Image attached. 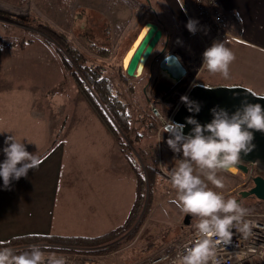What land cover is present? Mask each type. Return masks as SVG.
<instances>
[{
	"label": "rangeland",
	"instance_id": "obj_1",
	"mask_svg": "<svg viewBox=\"0 0 264 264\" xmlns=\"http://www.w3.org/2000/svg\"><path fill=\"white\" fill-rule=\"evenodd\" d=\"M147 6L145 0H28L23 6L0 0L1 12L9 14V18L13 15L22 20L14 22L0 16V45L3 48L0 54V98L6 101H1L0 105L6 110H0V126H11L12 131L32 136V139H23L24 143L27 140V150L41 160L39 167L30 170L26 178L13 180L12 187L5 189L0 178V203L17 196L26 206L15 213L21 215V223H26L22 224L26 227L17 232L35 229L37 235L93 237L122 225L132 207L137 187V178L128 171L132 164L127 156L132 157L135 171L137 168L138 171L144 169L143 163L149 168H160L162 154L169 148V133L165 132L163 125L172 120L181 96H184L193 79L212 85H242L264 94V85H261V78L264 77L263 52L227 37L217 40L225 42L236 55V60L230 66L231 78L225 80L202 67L206 47L198 32L189 37L182 49L177 50L187 59L191 55L189 63L194 59L192 56L198 54L195 65L184 80L174 83L162 78L155 66L153 73L145 72L144 85L143 81H129L134 91L128 90L118 78L114 56L117 55L118 60L124 57V64L127 65L125 58L142 34L138 33V38L132 44L140 22L144 18L149 21L153 19V16H148ZM193 11L198 15L195 7ZM36 19L69 35L86 53L90 63L105 65V74L115 82L118 90H125L123 99L129 103L135 119L140 122L137 128L144 138L140 143L134 141L131 144L125 137L113 139L104 130L78 94L76 86L66 76L55 49L57 43L38 29ZM197 25L200 27L201 24ZM206 36L211 41L212 36ZM22 39L32 40L33 43L25 40L15 50L9 47V42H20ZM164 41L163 37L152 56L163 49ZM217 41H211L210 46ZM188 45L194 48L188 50ZM175 46L178 48V43ZM104 49L111 50L110 57L106 56ZM152 105L159 110L161 117L147 115ZM149 118L158 124L159 120L161 122L156 134L148 130ZM140 147L146 148L142 150ZM171 154L172 159L168 160V164L172 168L175 159L178 163L182 158V153L171 151ZM4 159L1 150L0 163ZM164 168L160 175L164 179L155 189L156 204L154 202L150 224L146 227L150 228V232L143 234L140 241L129 247L112 242L113 247L110 246L112 244L104 246L112 248L103 254L86 253L89 250L56 252L60 255L76 254L73 256L76 264H127L144 255L141 250L150 241L164 248L178 240L196 220L190 217L189 229H182L186 215L170 203L175 197V190L168 179L170 171ZM252 170V177L260 175L253 166L247 172L219 173L226 187L214 190L242 202L250 212L264 211V201L255 196L241 197L244 191L252 187L253 181L249 183L248 177ZM209 187L213 186L209 184ZM153 188L151 181V190ZM147 189H150L149 183ZM165 230L171 234L163 238L159 234ZM152 248L154 252L147 256L161 250ZM83 260L86 262L82 263Z\"/></svg>",
	"mask_w": 264,
	"mask_h": 264
},
{
	"label": "clouds",
	"instance_id": "obj_2",
	"mask_svg": "<svg viewBox=\"0 0 264 264\" xmlns=\"http://www.w3.org/2000/svg\"><path fill=\"white\" fill-rule=\"evenodd\" d=\"M197 24L198 21L190 19L186 27L195 34ZM235 60V53L225 42L217 41L204 51L202 67L227 80L231 78L230 66ZM187 91L181 96V102L189 112L199 113V102L186 96ZM246 93L253 98L264 99V96H258L251 89L246 90ZM211 113L213 119L204 125L193 116L187 117L186 124L193 126L188 134L184 133L186 124L168 120L165 125V132L169 133V148L176 154L182 153V158H179L178 163L175 159L174 167L169 172L168 179L175 190V197L170 203L196 220L192 224L193 233L189 243L184 246L182 253L177 254L172 264H223L221 248L233 243L234 234L248 239L256 227L248 219L250 209L237 199L225 197L222 191L214 189L226 187L219 173L235 171L241 162L242 153L247 155L253 151L252 130L264 132V106L250 103L245 98L234 113L230 114L219 106L212 108ZM4 144L2 151L5 159L0 163V178L7 189L13 180L26 178L30 170L38 168L41 160L27 150L24 140H17L15 135L8 136ZM209 184L213 187H209ZM0 264L68 262L64 256L47 253L39 245L33 244L19 253L12 247H0Z\"/></svg>",
	"mask_w": 264,
	"mask_h": 264
},
{
	"label": "trees",
	"instance_id": "obj_3",
	"mask_svg": "<svg viewBox=\"0 0 264 264\" xmlns=\"http://www.w3.org/2000/svg\"><path fill=\"white\" fill-rule=\"evenodd\" d=\"M7 1H10L20 6H23L28 2V0ZM145 1L148 5V16H153V19L151 21H149L147 18L142 19L137 29V32L132 40V44L135 38L137 37L138 33L140 32L141 28L147 23L157 24L159 28L164 31L165 35L168 34V29L165 27L161 19L160 13L155 8L152 0ZM0 16H6L3 18L12 20L14 22L22 21L20 19L15 18L13 15H10L9 18V14L3 13L1 11ZM36 21L38 29L44 35H46L57 43V45H55V49L60 56V62L66 73V76L76 86L78 94L81 95V97L85 100L88 107L90 108L92 113L95 114V118L99 121L104 130L109 132L113 139L118 140L122 137H125L131 144H133L134 141L136 143H140L144 139L143 134L141 132L139 134V129L137 128V124H140V122L139 120L135 119L129 103L123 99V93H125V90H118L115 82L105 74V65L90 63L89 57L72 40L69 35H67L63 31H60L59 29L55 28L53 25L47 22L41 21L39 19H36ZM1 40L3 39L1 38ZM25 40L28 43H33L32 40ZM25 40L22 39V41L20 42L18 40L11 41L8 43V45L10 48H12V50H15L16 47L18 48L19 44L25 43ZM166 41L168 42V44L171 42L167 37L165 38V42ZM4 43L5 42L3 41V44ZM171 48H173V46H171ZM2 49L3 48L0 45V54L1 51H3ZM104 51L107 52L106 56L110 57L111 50L104 49ZM114 57H116L115 66L117 67V75L119 80L123 85L128 87V90L134 91L133 85H129V81H133L136 83L143 81L145 79V70L139 77H129L124 67V57L122 58V60H118L117 55H115ZM154 109L155 108L152 105L151 110L147 113V115H154ZM145 119L146 118L144 117V121H146ZM148 120H150L148 124L149 132L152 130V132L156 134L157 130L159 129V124H161L160 120L159 124L152 121V119L150 118ZM145 148L146 147H140V149L142 150ZM171 151L172 150L168 148V151L163 152L162 163L159 169L153 167L149 168L145 165V163H143L144 169L138 171L137 168V170L135 171L132 157L129 155L127 156L129 163L132 164L128 171L133 177L137 178V187L135 188L134 201L129 211V214L125 222L117 228L112 229L102 235L93 237H67L60 235L15 236L7 240L0 241V247H12L17 253H19L23 250H26L29 245L36 244L39 245L43 250H52L61 253L74 252L76 250H81L82 252H85L89 250L86 253L94 254L95 252H99L100 254H103L108 252V249L113 247L114 243L112 242L117 241L121 244V246L125 245L124 247H129L136 244V242L140 241L141 236L143 234H148L150 232V228L146 227H148V225L150 224V217L154 210V202L156 204L157 194L155 195V189L159 187V183H161L162 179H164L163 177L160 178V175L163 173L162 167H165L166 169H164L168 171H170L171 169V165L168 164V160L172 159L170 158V155H172ZM151 181L154 185L153 190H151ZM148 183L150 184L149 190L147 189ZM251 186H253V184ZM170 234L171 233L169 231L165 230L159 235L163 238H166ZM147 238L150 239L151 237ZM144 240H146V238ZM107 244H112L110 245L112 247L104 248V246ZM152 247H158L157 249H162V245L158 246L157 242L150 241V243H148V245L143 250H141L144 251V255L132 259L131 263H134L142 257L154 252V249ZM171 250L172 247L167 248V251ZM83 262L86 261L83 260L82 263ZM131 263L129 261V263L127 264Z\"/></svg>",
	"mask_w": 264,
	"mask_h": 264
},
{
	"label": "water",
	"instance_id": "obj_4",
	"mask_svg": "<svg viewBox=\"0 0 264 264\" xmlns=\"http://www.w3.org/2000/svg\"><path fill=\"white\" fill-rule=\"evenodd\" d=\"M148 31L144 35L142 41L134 50L128 66L126 69L129 77H138L149 66L153 72L156 66L160 71L166 75L168 79L174 83L181 82L188 74V68L176 53L167 54L168 42L164 45L163 49L157 54L153 52L163 36V30L155 23H147ZM207 86L208 88L204 87ZM250 88L242 85H208L206 83H196L190 86L186 96L191 100L199 102L201 110L199 113L189 112L184 103H180L178 108L172 115V120L175 123L186 124V118L193 116L202 125L211 122L213 119L211 109L219 106L226 109L230 114L234 113L240 106L241 102L246 98L250 103H260L264 106V99L253 98L251 94L246 93ZM252 92L258 96H264L251 89ZM168 123V122H167ZM165 123L163 125L165 129ZM193 126L186 124L184 133L188 134ZM254 133L253 144L255 145L253 151L244 155L240 164L236 167L235 171L243 170L248 171L247 165L256 168L260 175L254 177L253 186L244 191L241 195L242 198L255 196L257 199L264 201V132L252 130ZM190 215L186 216L184 220L185 225L190 224Z\"/></svg>",
	"mask_w": 264,
	"mask_h": 264
},
{
	"label": "crops",
	"instance_id": "obj_5",
	"mask_svg": "<svg viewBox=\"0 0 264 264\" xmlns=\"http://www.w3.org/2000/svg\"><path fill=\"white\" fill-rule=\"evenodd\" d=\"M155 2V8L159 11L161 19L168 29V34L165 35L163 31L164 40L167 37L171 42L170 51L172 53H176L183 63L189 68L191 71V67L195 65V61L198 58V54L192 56V61L190 62V56L188 59L183 55L178 53V49H182L185 44H187V40L189 37L193 36V33L189 32L186 25L190 19L198 21V24H201L200 27L197 25V31L203 29L205 27L204 22L202 21V17L196 15L194 13V3L192 0H153ZM221 5L224 8L225 12V20L230 28V30L238 37L239 42L243 45L251 47L255 50L261 51L264 53V0H219ZM191 13V14H189ZM162 14V15H161ZM144 27V26H143ZM142 29L139 33L142 32ZM205 29V28H204ZM167 32V30H166ZM208 35H212V31L206 29ZM139 36V35H138ZM137 36V38H138ZM136 40V38H135ZM219 40V39H218ZM217 41V40H216ZM167 43V41L163 43V46ZM175 43H178V48H176ZM173 46V48H171ZM175 46V47H174ZM196 47V44H195ZM194 48V47H193ZM192 45L186 46V49L192 50ZM193 50V52L199 51ZM189 60V61H188ZM147 68V67H146ZM145 68V72L148 70L153 73L150 68ZM143 73V72H142ZM158 74L162 78H167L165 74H163L160 69H158ZM168 79V78H167ZM263 79V80H262ZM170 80V79H169ZM261 85H264V77L261 78ZM145 80H143L142 85H144ZM147 84V83H146ZM1 101H5V99L0 98ZM181 102V99L179 103ZM178 103V105H179ZM6 110L4 107H0V110ZM2 125V124H1ZM10 128V129H8ZM12 127H2L0 126V141L4 142L5 139L10 135H15L17 140L22 141L23 139H28V135L26 133L21 134L18 132L12 131ZM33 137H29V139ZM25 145L27 146V140L25 141ZM5 147V144L0 143V151ZM12 187V185L10 186ZM30 197V195H27ZM22 198L13 197L11 201H4L0 203V241L7 240L11 237L15 236H23V235H37V231L32 229L28 232L16 230H21L25 228L26 224L24 222L21 223V215L19 213L15 214L17 210H22L26 206L21 202ZM36 219V218H31Z\"/></svg>",
	"mask_w": 264,
	"mask_h": 264
},
{
	"label": "built area",
	"instance_id": "obj_6",
	"mask_svg": "<svg viewBox=\"0 0 264 264\" xmlns=\"http://www.w3.org/2000/svg\"><path fill=\"white\" fill-rule=\"evenodd\" d=\"M197 13L202 17L205 24V29L198 31L199 36L204 44V47H209L211 41H216L222 37H227L233 40H238V37L230 30L226 20L224 8L219 0H192ZM206 29L212 31L211 41L207 37ZM206 34V35H205ZM205 49V50H206ZM154 116L161 117L159 110L154 109ZM171 121V120H170ZM251 165H247L248 171ZM253 170L250 172L249 182L253 181ZM248 219H251L256 227L253 230V235L248 239H242L238 234H234L233 243L227 247H222L220 256L223 264H264V211L250 212ZM183 230L189 229V226L182 227ZM193 228L172 244L162 248L158 253L147 256L131 264H172L177 254L182 253L184 246L189 243L192 237ZM168 247H172L171 251H167ZM47 253H56V251L45 250ZM76 254L62 255L67 259L68 264H76V259L73 258ZM167 257V259H164Z\"/></svg>",
	"mask_w": 264,
	"mask_h": 264
},
{
	"label": "bare ground",
	"instance_id": "obj_7",
	"mask_svg": "<svg viewBox=\"0 0 264 264\" xmlns=\"http://www.w3.org/2000/svg\"><path fill=\"white\" fill-rule=\"evenodd\" d=\"M148 31V27H143V29H142V34H140V36H139V38L136 40V43H134L135 45H134V47L131 49V51L129 52V54L127 55V57L125 58V63H127V65H126V68H127V66H128V63H129V61H130V58H131V56H132V54H133V52H134V50H136V48L138 47L137 46V44L139 45L140 44V42L142 41V39H143V37H144V35L146 34V32ZM137 46V47H136ZM142 74V73H141ZM238 172V171H237ZM237 172H233V173H237Z\"/></svg>",
	"mask_w": 264,
	"mask_h": 264
},
{
	"label": "flooded vegetation",
	"instance_id": "obj_8",
	"mask_svg": "<svg viewBox=\"0 0 264 264\" xmlns=\"http://www.w3.org/2000/svg\"><path fill=\"white\" fill-rule=\"evenodd\" d=\"M166 52H167V54L172 53V52L170 51L169 46H168ZM124 67L126 68L125 64H124ZM190 72H191V71H190L189 68H188V74H189ZM188 74H187V76H188ZM187 76H186V77H187ZM186 77H185V78H186ZM185 78H184V79H185ZM184 79H183V80H184ZM199 82H200V81H197V80H194V79H193V81H191V82L189 83L188 88H189L190 86H193V85L196 84V83H199ZM200 83H202V82H200ZM208 85H212V84H208ZM188 88H187V89H188Z\"/></svg>",
	"mask_w": 264,
	"mask_h": 264
}]
</instances>
